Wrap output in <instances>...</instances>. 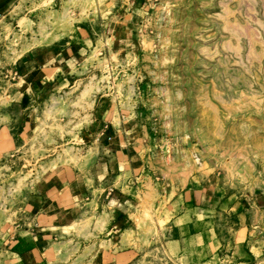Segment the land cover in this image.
<instances>
[{"label": "rangeland", "instance_id": "1", "mask_svg": "<svg viewBox=\"0 0 264 264\" xmlns=\"http://www.w3.org/2000/svg\"><path fill=\"white\" fill-rule=\"evenodd\" d=\"M69 47L57 81H23ZM97 105L144 144L139 171L117 176L133 179L128 231L96 200L110 185L91 176ZM0 126V264L17 263L2 225L29 219L35 181L61 165L89 176L73 229L92 242L67 241L52 264H96V245L105 264H264V0H0Z\"/></svg>", "mask_w": 264, "mask_h": 264}, {"label": "crops", "instance_id": "2", "mask_svg": "<svg viewBox=\"0 0 264 264\" xmlns=\"http://www.w3.org/2000/svg\"><path fill=\"white\" fill-rule=\"evenodd\" d=\"M78 50L79 48L69 47L64 53L56 52L50 59L52 58L57 64H49L44 69L42 67L44 63L40 62L37 64L40 71L32 76L31 72L36 69L34 66L29 70V74H24L23 81L32 88L38 89L43 88L45 83L57 81L58 68L64 65L69 67ZM59 53L62 55L61 59L58 58ZM19 93L17 103L22 104L29 98V94L26 90ZM110 111V107L102 108L97 105L93 112L98 129L99 148L95 161L97 164L92 168L91 176L98 185L104 186L110 183L108 187H104L103 192L97 194L96 200L98 205H106L110 200L113 201L114 219L110 224L111 231L115 232L120 228L128 231L131 226L125 227V224L132 221L130 211H132L133 179L125 182L117 176L127 171L133 174L139 171L141 167L139 163L142 159L141 147L144 144L139 142L137 135L126 139L125 134L115 128L111 118H108ZM128 124L131 131H134L138 123L133 119L129 120ZM6 135L7 129L0 126V160L3 158L2 154L7 153L11 148V141ZM88 177L76 172L70 166L61 165L50 168L35 181L33 192L29 194L30 200L24 205V211L29 213V219L26 221L19 217L16 223L6 222L2 225L5 234L1 242L15 257L16 264H52L60 248L67 241L71 244L79 243L78 252L90 245L91 239L86 240L82 236H76L73 229L75 224L82 222L86 215L84 213L89 210L87 203L93 197L92 188L86 182ZM124 184L129 192L122 189ZM98 243L99 240L96 241V244ZM96 247L97 245L91 255L97 254L96 264H105L106 251L101 250L97 253ZM78 252L72 255L71 261L67 264H71ZM134 254L132 249H126L113 253L109 259H115L116 263L118 261L120 263L122 260H132Z\"/></svg>", "mask_w": 264, "mask_h": 264}]
</instances>
